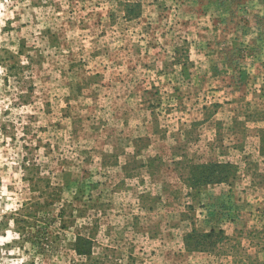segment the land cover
I'll list each match as a JSON object with an SVG mask.
<instances>
[{"label": "rangeland", "instance_id": "obj_1", "mask_svg": "<svg viewBox=\"0 0 264 264\" xmlns=\"http://www.w3.org/2000/svg\"><path fill=\"white\" fill-rule=\"evenodd\" d=\"M0 264H264V0H0Z\"/></svg>", "mask_w": 264, "mask_h": 264}, {"label": "trees", "instance_id": "obj_2", "mask_svg": "<svg viewBox=\"0 0 264 264\" xmlns=\"http://www.w3.org/2000/svg\"><path fill=\"white\" fill-rule=\"evenodd\" d=\"M140 5H127L125 12L129 16L136 18L140 13ZM191 170V169H190ZM233 170V169H232ZM231 167L228 162H208L201 164L193 169L188 177V186L192 189H198L199 187L211 182H228L231 183L235 178V174H230ZM235 172V170H233ZM231 176V177H229ZM229 238L222 228H216L214 225H210L206 231H198L193 228L185 238V244L188 250L194 251H211L215 246L224 244L229 241ZM78 254H91L90 241L82 237H78L76 245L74 247Z\"/></svg>", "mask_w": 264, "mask_h": 264}]
</instances>
